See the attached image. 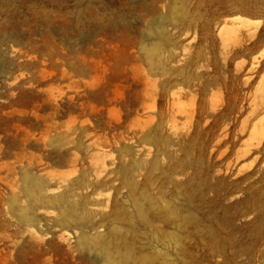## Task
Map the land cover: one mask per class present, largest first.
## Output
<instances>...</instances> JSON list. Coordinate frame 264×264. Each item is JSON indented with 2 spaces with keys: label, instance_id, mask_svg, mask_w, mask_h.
<instances>
[{
  "label": "rangeland",
  "instance_id": "obj_1",
  "mask_svg": "<svg viewBox=\"0 0 264 264\" xmlns=\"http://www.w3.org/2000/svg\"><path fill=\"white\" fill-rule=\"evenodd\" d=\"M161 16L164 39L150 35ZM263 53L264 0H0V264H101L74 250L77 230L57 238V209L37 212L42 242L18 219L26 176L72 173L46 194L65 191L90 171V143L106 171L141 165L144 215L114 188L87 207L121 214L97 231L119 227L131 258L264 264V71L252 89L231 82Z\"/></svg>",
  "mask_w": 264,
  "mask_h": 264
},
{
  "label": "bare ground",
  "instance_id": "obj_2",
  "mask_svg": "<svg viewBox=\"0 0 264 264\" xmlns=\"http://www.w3.org/2000/svg\"><path fill=\"white\" fill-rule=\"evenodd\" d=\"M164 21L165 16L159 17L156 20L157 28H155V30H151L152 33H150V35L156 34L159 39H164ZM259 40L260 39H258V42H260ZM242 69L247 72L248 77L240 81L238 80L240 77H238L239 75L237 74V76L234 78V80L232 79L231 82L236 86H239L240 88L244 86L246 90L252 89L254 85V79L257 77V75L264 71V53L260 55L259 58H250L244 66L239 67L237 70L240 71ZM133 70L135 72H138H134V77L137 81H140L143 84L145 82H149V79L144 78L142 74L139 73L140 63L138 60L135 61ZM106 71L107 69L102 67L100 60L95 62L94 73L96 87L103 80ZM170 98L172 99V105H174L175 101L180 100V97H175V94H171ZM248 103L249 109L251 108L252 110V107L255 106V103L257 102L254 103L253 100H250L249 98ZM172 119L173 117H171V120ZM86 148L93 152V154L88 157L90 159V171L88 172V174L85 171L87 175H82L81 173V177L78 178L75 175V180L73 181L72 179L68 180L69 182L72 181L71 185L68 182L69 186L65 187V191L59 192V194H55L52 196L46 193L60 189L61 184L64 183L66 181V178L72 175V173L65 174L58 171V173L56 174L47 173V175L42 177H34L30 175L26 176L25 191L29 195L30 202L28 206L19 210L20 214L18 213V219L23 223L27 231H29V229H35L36 234L40 236L35 237V239L42 242L43 240H41V237L45 236L47 233L45 229L46 227L42 225L44 227L43 230V227L40 224L42 219L38 218L37 212L42 208H55L58 210V217L53 220V226L59 229L57 238L66 240L65 234H67L69 231H78V236L76 237L75 244L73 246L75 251L78 250L80 252L86 253L87 255L98 253L100 257H98L97 255L96 258L93 257L92 261L94 263L96 261L101 264H142L143 257L141 255L131 258V251L133 249L130 247V244L124 241L125 239L121 236V229L119 227L113 226L106 233L102 234L97 231L107 223H114L121 220V214L117 213L116 211H109L106 212L107 214L103 213L102 215H100L98 220L93 221L90 216L91 213L94 214L98 212H94V210H89L91 212H88L87 209L88 206L94 207L101 205V197L103 191L108 190L109 188H114L124 199L127 197H131L133 207L136 208L139 214L141 213V215H144V208H142V205L138 202L137 198L134 197L140 184L131 181V177H129V174H132L133 171H135L136 169H141V165L139 162L133 161V164H131L132 166L130 165V168L121 167L116 171L109 172L105 169L107 165V154L105 153V151H103V149L100 147H96L92 143L87 144ZM80 161L82 162L83 158L79 157L78 153H72L71 160H69L68 163L70 166L76 167ZM151 167L152 166H150V168ZM149 171L151 172L150 169ZM118 180L119 185L115 187V182ZM145 181H143V184L145 183ZM122 189L126 190L124 194L123 192H121L123 191ZM78 190H85L86 192H82V195H80ZM169 211L171 212V210ZM49 223H52V221H50ZM117 245H121L122 249H124V252L119 254L118 261L113 259V255L110 252L111 247L116 249ZM128 255L130 256L129 258Z\"/></svg>",
  "mask_w": 264,
  "mask_h": 264
}]
</instances>
